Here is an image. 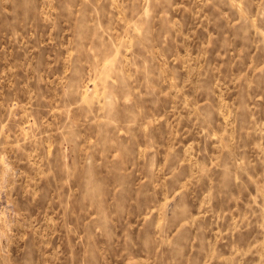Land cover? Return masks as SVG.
Instances as JSON below:
<instances>
[{
  "label": "rangeland",
  "instance_id": "374dc122",
  "mask_svg": "<svg viewBox=\"0 0 264 264\" xmlns=\"http://www.w3.org/2000/svg\"><path fill=\"white\" fill-rule=\"evenodd\" d=\"M0 264H264V0H0Z\"/></svg>",
  "mask_w": 264,
  "mask_h": 264
}]
</instances>
